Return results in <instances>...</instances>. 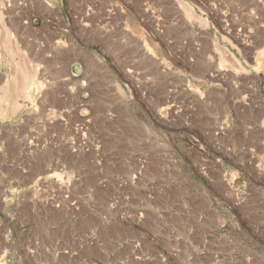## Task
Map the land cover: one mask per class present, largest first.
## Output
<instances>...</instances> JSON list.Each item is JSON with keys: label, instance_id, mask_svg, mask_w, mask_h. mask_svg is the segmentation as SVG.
I'll use <instances>...</instances> for the list:
<instances>
[{"label": "rangeland", "instance_id": "1", "mask_svg": "<svg viewBox=\"0 0 264 264\" xmlns=\"http://www.w3.org/2000/svg\"><path fill=\"white\" fill-rule=\"evenodd\" d=\"M0 264H264V0H0Z\"/></svg>", "mask_w": 264, "mask_h": 264}]
</instances>
